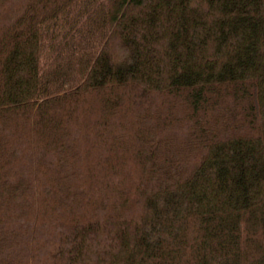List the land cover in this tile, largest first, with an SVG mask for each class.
<instances>
[{"label":"trees","instance_id":"16d2710c","mask_svg":"<svg viewBox=\"0 0 264 264\" xmlns=\"http://www.w3.org/2000/svg\"><path fill=\"white\" fill-rule=\"evenodd\" d=\"M0 264H264V0H0Z\"/></svg>","mask_w":264,"mask_h":264}]
</instances>
